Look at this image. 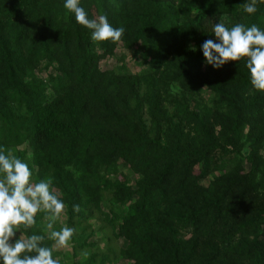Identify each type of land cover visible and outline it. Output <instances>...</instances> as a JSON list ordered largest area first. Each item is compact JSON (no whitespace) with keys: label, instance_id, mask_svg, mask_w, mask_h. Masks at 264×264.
I'll use <instances>...</instances> for the list:
<instances>
[{"label":"trees","instance_id":"obj_1","mask_svg":"<svg viewBox=\"0 0 264 264\" xmlns=\"http://www.w3.org/2000/svg\"><path fill=\"white\" fill-rule=\"evenodd\" d=\"M249 2L80 0L125 29L94 42L64 0H0V149L52 179L67 227L97 211L131 264H264V90L246 58L213 68L200 47L223 14L264 30V0ZM35 219L24 235H45L56 259Z\"/></svg>","mask_w":264,"mask_h":264},{"label":"clouds","instance_id":"obj_2","mask_svg":"<svg viewBox=\"0 0 264 264\" xmlns=\"http://www.w3.org/2000/svg\"><path fill=\"white\" fill-rule=\"evenodd\" d=\"M256 5L257 0H250L243 9L253 14L257 11ZM64 7L78 24L91 31L94 42H116L124 34L125 29L114 28L106 16L89 19L80 0H64ZM211 33L215 40L207 39L200 46L205 64L220 68L229 61L246 58L252 87L264 90V30L255 24L250 27L235 24L229 28L218 22ZM32 175L27 163L0 149V264H59V260L53 258L54 249L44 244L45 235H24L36 224L37 213L46 214L47 239L54 241L55 248L66 247L75 233L74 228L67 226L54 229L65 204L51 189V178L34 182ZM73 211L78 212L79 205H73Z\"/></svg>","mask_w":264,"mask_h":264},{"label":"rangeland","instance_id":"obj_3","mask_svg":"<svg viewBox=\"0 0 264 264\" xmlns=\"http://www.w3.org/2000/svg\"><path fill=\"white\" fill-rule=\"evenodd\" d=\"M218 22H222L225 24V26L230 28L238 23V19L234 16L223 14L221 15V17H218L217 21H214V24ZM118 52L126 53V50L122 49L121 46H118L117 54ZM131 56L132 55L128 53L125 59H123V62L128 63L130 67H134L136 63L133 61V58H131ZM99 64L100 67L103 69L113 68L115 67V65L119 66L121 64V61H118L116 58H106L99 61ZM135 69H137V67L132 68V70ZM139 90L141 93L143 92V85H140ZM171 92L176 94L178 92V86L172 87ZM210 97L211 95L207 93V91L201 93V98L205 102L209 100ZM145 118H147V116ZM262 152L264 154V150ZM127 172L128 171H126V173ZM127 176L132 177L133 175L127 173ZM203 182L205 183L206 181ZM103 209L106 210L105 207ZM47 223L48 220L45 221L46 225ZM64 226L67 225L65 222V213L63 212L61 213L58 220L55 222L54 229L59 230L61 227ZM72 228L75 229V233L73 235V238L75 239L81 237L82 235L85 236L87 233H90L91 236L88 240H90L89 242H93V245L90 247H85L83 249L78 248L75 250L73 244L71 243V241H69L66 247L58 249L55 248L56 252H58V254L56 255V259L59 260V264H73V262L75 261L84 264L86 259L89 258L91 255L96 256L93 262L90 264H131V260H127L122 256V251L126 246V241L123 240V238L121 237H117L114 231L112 232V228L108 224L107 220L97 211H94L86 219L76 222ZM17 236H19V232H17Z\"/></svg>","mask_w":264,"mask_h":264}]
</instances>
